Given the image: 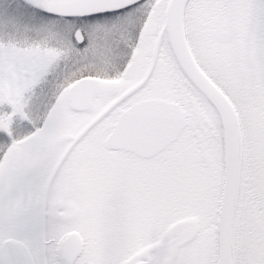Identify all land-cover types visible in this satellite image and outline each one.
I'll return each instance as SVG.
<instances>
[{"label":"snow or ice","instance_id":"1","mask_svg":"<svg viewBox=\"0 0 264 264\" xmlns=\"http://www.w3.org/2000/svg\"><path fill=\"white\" fill-rule=\"evenodd\" d=\"M0 264H264V0H0Z\"/></svg>","mask_w":264,"mask_h":264}]
</instances>
